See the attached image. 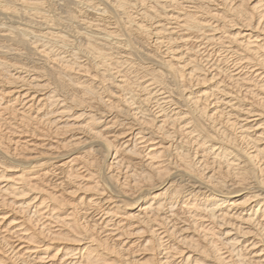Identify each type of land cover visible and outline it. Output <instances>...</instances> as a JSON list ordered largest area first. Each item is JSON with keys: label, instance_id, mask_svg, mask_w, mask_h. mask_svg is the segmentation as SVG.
I'll list each match as a JSON object with an SVG mask.
<instances>
[{"label": "bare ground", "instance_id": "bare-ground-1", "mask_svg": "<svg viewBox=\"0 0 264 264\" xmlns=\"http://www.w3.org/2000/svg\"><path fill=\"white\" fill-rule=\"evenodd\" d=\"M0 264H264V0H0Z\"/></svg>", "mask_w": 264, "mask_h": 264}]
</instances>
